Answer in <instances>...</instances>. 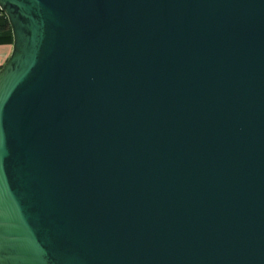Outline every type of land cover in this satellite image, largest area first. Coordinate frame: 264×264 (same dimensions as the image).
Here are the masks:
<instances>
[{
  "label": "water",
  "instance_id": "1",
  "mask_svg": "<svg viewBox=\"0 0 264 264\" xmlns=\"http://www.w3.org/2000/svg\"><path fill=\"white\" fill-rule=\"evenodd\" d=\"M0 8V264H264V0Z\"/></svg>",
  "mask_w": 264,
  "mask_h": 264
},
{
  "label": "trees",
  "instance_id": "2",
  "mask_svg": "<svg viewBox=\"0 0 264 264\" xmlns=\"http://www.w3.org/2000/svg\"><path fill=\"white\" fill-rule=\"evenodd\" d=\"M13 42L12 27L7 16L0 10V45H13Z\"/></svg>",
  "mask_w": 264,
  "mask_h": 264
},
{
  "label": "crops",
  "instance_id": "3",
  "mask_svg": "<svg viewBox=\"0 0 264 264\" xmlns=\"http://www.w3.org/2000/svg\"><path fill=\"white\" fill-rule=\"evenodd\" d=\"M13 45H0V67L8 60Z\"/></svg>",
  "mask_w": 264,
  "mask_h": 264
},
{
  "label": "built area",
  "instance_id": "4",
  "mask_svg": "<svg viewBox=\"0 0 264 264\" xmlns=\"http://www.w3.org/2000/svg\"><path fill=\"white\" fill-rule=\"evenodd\" d=\"M0 10H1V8H0ZM2 11V10H1Z\"/></svg>",
  "mask_w": 264,
  "mask_h": 264
},
{
  "label": "rangeland",
  "instance_id": "5",
  "mask_svg": "<svg viewBox=\"0 0 264 264\" xmlns=\"http://www.w3.org/2000/svg\"><path fill=\"white\" fill-rule=\"evenodd\" d=\"M12 49H13V46H12Z\"/></svg>",
  "mask_w": 264,
  "mask_h": 264
}]
</instances>
